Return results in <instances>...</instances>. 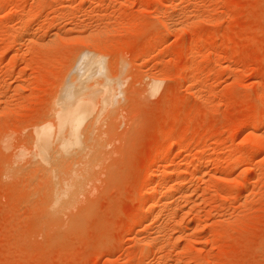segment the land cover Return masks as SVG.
Listing matches in <instances>:
<instances>
[{"label":"rangeland","instance_id":"1","mask_svg":"<svg viewBox=\"0 0 264 264\" xmlns=\"http://www.w3.org/2000/svg\"><path fill=\"white\" fill-rule=\"evenodd\" d=\"M90 57L121 94L58 223L14 157ZM0 264H264V0H0Z\"/></svg>","mask_w":264,"mask_h":264},{"label":"bare ground","instance_id":"2","mask_svg":"<svg viewBox=\"0 0 264 264\" xmlns=\"http://www.w3.org/2000/svg\"><path fill=\"white\" fill-rule=\"evenodd\" d=\"M77 65L75 67L76 69L75 71L77 73L74 74L75 73L74 71L72 73L73 75L70 73L72 76L68 78L66 77V80H64L66 82L65 83L62 82V84L64 85L63 86L61 85L62 88L60 87L62 93L60 95H57V97L53 101L55 102L53 104H56V107L54 106L55 109L52 108L54 119L52 117L51 119L53 120L44 119V121H41L40 123L34 125L35 137L33 138L34 145H32L34 146L35 149V150L33 149L34 152L32 153L30 152V154H28L25 151H19L16 153V156L14 157V159H17L16 161L19 160L18 162L23 161L21 159H23L27 155L30 158L32 156L39 157V162L38 161L36 162H38L40 169L39 171L38 170L36 171L40 172V170L42 169L45 170V173L47 172L46 177L48 178L50 177V179L46 178L47 179L46 181L48 182L51 180L50 185L52 186L51 188L49 187L50 192L48 191V193H45L48 196V198L50 196L49 199L51 200V201L49 200L50 204L48 203L47 205L48 207L45 206L47 208L45 213L57 219L59 218L58 216L62 212H64L66 209L71 208L72 206L77 204L78 201H80L78 200L79 193L81 194L82 188L84 187L86 182L89 179H91L90 178L91 175L92 176L94 175V172L92 173V170L94 169L93 166L94 164H96L95 161L99 157V152L103 150L99 149L100 148V143L98 141V139L100 138L99 135L96 138L93 137L96 136L97 134L95 135L92 134L93 128L95 127V125L93 127L92 124L99 121L98 120L100 119L99 117L103 114L104 111L106 112L107 107L109 105L110 107H113L112 105L114 104L111 105V102H114L112 101V98L121 94V91L118 87L119 85L118 82L116 85L113 84L114 88L117 86L116 93L112 92L110 81L99 82L100 75L97 76L99 74L97 70L95 72L93 71L94 74H92L89 77V79L93 80V82H91L90 84L89 83L87 84L86 82L84 83L79 82V77L81 72L87 70L85 72L87 73L88 70L91 69L95 70L99 67L98 63L95 62V59L93 57H90L86 60L84 59L81 60L78 65L79 68L77 67ZM70 74H68V76ZM94 76H96L99 79V81L97 79H93L96 78ZM89 79L87 78V80ZM83 81H85V79ZM153 84L155 87L156 83ZM114 90L115 89H113V91ZM252 134L255 137L257 136L260 137V135L258 134H254V133ZM255 137L253 139H255ZM260 140H259L260 142H263L262 139ZM254 145L255 143H253V146ZM57 153H61L62 155L63 154L64 155L63 156H61V154L57 155ZM30 158H28V161ZM154 160H156V158ZM31 161L33 162V160ZM38 164L36 163V165ZM8 166H10V164ZM8 166L5 169L7 174L10 173L11 175L13 174L18 175L16 174V172L17 170L19 172V169H15V167L13 168L14 165L12 167H8ZM207 168L212 169L213 166L207 165ZM41 172L40 175L43 173ZM178 172H180V169L178 170ZM154 178L157 179V177ZM156 179H151L150 182L154 187L153 190H155L153 191L154 194L152 195L153 200L155 202L154 210H157L158 213L162 211V209L166 206V203L168 201L166 202L164 200L165 198L163 197L162 194H161L162 197L158 196L160 194L157 195L156 191L158 189L155 188L156 187L155 184L157 183L158 185L159 183L158 181H156ZM160 185H162V183H160ZM158 187L159 186H157V188ZM164 209H166V207ZM59 220L60 218L58 219V223L61 222V220L60 221Z\"/></svg>","mask_w":264,"mask_h":264}]
</instances>
